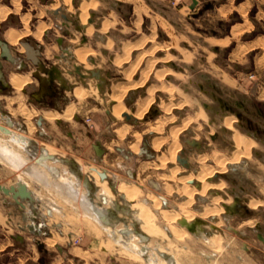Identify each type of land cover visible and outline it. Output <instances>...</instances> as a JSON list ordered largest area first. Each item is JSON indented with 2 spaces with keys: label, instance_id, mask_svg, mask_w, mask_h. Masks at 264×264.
<instances>
[{
  "label": "crops",
  "instance_id": "obj_1",
  "mask_svg": "<svg viewBox=\"0 0 264 264\" xmlns=\"http://www.w3.org/2000/svg\"><path fill=\"white\" fill-rule=\"evenodd\" d=\"M256 2L0 0V39L9 44L14 55H25L23 42L38 49L45 66L55 69L51 80L55 93L61 94L59 98L63 101L68 100L61 106L57 97L49 93L44 100L55 101L56 105L45 106L48 108L45 112L63 114L68 106H74L71 119L80 124L78 130L70 129V120L50 121L45 119V114L38 115L35 122L37 124L41 118L42 123L37 126H49L48 147L24 135L30 149L27 163H38L47 169L51 166V171L55 166L60 176L70 175V179L78 180H75L78 187L74 191L66 183L58 182L61 177L55 174L47 178L43 175L45 186L20 172L26 166L17 171L11 183L0 185L11 187L23 182L32 196L30 200L15 199L6 193L0 195V264H61L58 258L48 260L35 252L34 248L44 252L41 245L45 253L51 250L46 248L52 238L62 239L57 243L67 244L70 254L76 239L83 244L81 250L90 248L95 242L94 229L91 232L90 229L100 225L84 212L102 214L107 205L101 199L100 184L92 167L106 172L105 180L115 179L118 186L133 183L128 181L130 173H136V179L152 177L149 180L159 185L170 203L173 197L164 189L169 169L161 166V162L170 157L177 140L181 145L182 142L187 145L186 140L193 142L195 144L190 146L195 149L203 145L211 148L204 154H197L194 149L189 157L191 162L198 165L200 171L213 168L214 174L221 173L219 180L213 183L222 181L225 191L240 196L245 207L234 214L247 217L245 223L255 221L264 235V149H254L256 145L264 148V30L259 29L264 15ZM255 6L256 16L252 17ZM60 38H63L62 44L58 42ZM1 53L0 46V59ZM64 54L70 55L69 58ZM2 65L11 85L9 93H12L2 96L14 101L16 109L23 108L25 102L36 108L25 91L28 83L19 91L12 82L13 75L24 73L31 77L30 82H35L32 86L38 87L35 65L31 64L35 70L29 73V70L15 71L9 60H2ZM76 67L81 74L76 73ZM43 76L49 77L44 73ZM86 94L87 97H83ZM4 103L12 118L21 120V116L11 113L6 101ZM86 117L93 123H87ZM24 118L22 116L21 122L26 129L22 132L29 133ZM227 118L235 120L233 128L224 124ZM11 129L20 133L13 126ZM179 129L175 138L173 132ZM125 131L127 134L123 135ZM236 134L254 142L250 155L255 159L243 155L238 163L231 161L238 151ZM0 136L14 145L9 138H4L8 134L0 132ZM144 140L155 153L154 159L139 156ZM37 147L38 153L34 155ZM214 154L230 159L226 170L219 168ZM205 156L206 159H202ZM168 159L166 163L170 167L172 162ZM134 184L142 194L158 196L153 188ZM59 185L66 187L57 189ZM72 194H76L77 199H72ZM253 202L255 206L251 205ZM225 204L220 205L225 208ZM206 221L200 218L199 227L207 225ZM233 231L238 233L236 229ZM56 246L65 253L61 245ZM74 256L77 255L74 253ZM255 258L261 260L262 256L255 254ZM80 259L85 264L92 261L99 264L94 259L89 262L83 257Z\"/></svg>",
  "mask_w": 264,
  "mask_h": 264
},
{
  "label": "rangeland",
  "instance_id": "obj_2",
  "mask_svg": "<svg viewBox=\"0 0 264 264\" xmlns=\"http://www.w3.org/2000/svg\"><path fill=\"white\" fill-rule=\"evenodd\" d=\"M256 3L258 4V8L261 11H263L262 14L264 15V0H257ZM24 5H26V1H24ZM256 10H257V7L255 6V8H253L251 11L252 17L256 16ZM259 29L264 30V23L262 25L260 24ZM11 94L12 93H7L6 95L10 96ZM28 98H29V96H28ZM0 99H2L4 106H5L4 102L6 101L7 109L11 113H13L15 116H21V118L20 117H18V118H20L22 121H23L22 116H23V118L25 117L24 120L29 125V133H26V132H20V133L25 135V136H28L30 139H34V140L39 141L40 143H43L48 147L47 142L49 139H48L47 135L42 136L39 133V132L49 131L48 124L44 125L43 127H38L36 122H35L36 121L35 118L38 115H44L45 110H47L48 108L43 106V105H41V106L36 105V108H32L31 106H29V104L27 105L25 102L23 105V108L16 109L15 102L11 101L9 99V97L5 98L2 95H0ZM24 107H25V109H24ZM27 108L29 110H27ZM22 110H24V111H22ZM79 111H80V109H79ZM31 112H32V116H31ZM26 117H28L29 119H27ZM174 119H172V120H174ZM21 120H18V122H21ZM85 121L89 124L93 123L89 117H86ZM79 126H80V124L77 123L74 118L70 120V124H69L70 129L72 128V129L78 130ZM142 128L144 129V126H142L141 129ZM143 134H144V132H143ZM138 140L141 142L142 137ZM246 140H249V139H246ZM120 142L124 143L123 140H121ZM252 143L254 145V142H252ZM177 144H178V146L181 145L179 142ZM36 145H38V144H36ZM183 145H185L184 142H182V145L180 146L181 149H184V147L188 148V145H185V146H183ZM253 145H252V147H253ZM252 147H251V149H252ZM157 148H160V146H158ZM36 149L34 150V152H35L34 155H36L38 153V150H39L38 147ZM254 149H257V151H260V149H264V148L260 145H256L254 147ZM250 153H251V150H250ZM175 155H176V152H172L171 153L172 158L171 157H169V159L167 158L168 161H171L173 163V166L176 164V158H175L176 156ZM249 156H250V158L252 157L250 154H249ZM205 158L206 157H203L202 159H205ZM251 159H255V158L252 157ZM164 161H165V163L164 162L163 163L165 165L161 164V166H163L166 170H168L169 169L168 164L166 163V160H164ZM35 166L36 165L34 163H30L29 166H27V168H25L24 171H22V172L26 173V170H29V169L31 171L33 169V167H35ZM178 166L179 165L176 164L173 169H171V170L169 169V171H168L169 174H167V175L165 174L166 185H165L164 189L168 194H170L173 197V199H171L170 203L165 208H163V204L161 202L162 200L160 198H159V202H160L159 206L153 205V201L151 199L156 198L155 195H153V194L144 195V194H142V192L138 188V192L140 194L138 193V196L133 198V201L135 203L133 204L134 206L132 207V209L135 208V206L139 207L141 204H145L146 202L144 201V199H149L150 200L149 203H146V204H148L153 209V212H154L153 215H154V218L157 219V222H158L157 224L159 225V227H163L165 220L162 219V214H163L162 212L164 210L167 209L171 214H174V213L179 214V213H182L181 211H183L182 209L184 208L188 211L187 213L194 214V219H196V218L202 219L204 217L205 219L208 220V221H206L207 225H201V228H199V229H202V230H199V233H198L199 235L193 234L186 229L187 234L185 237L182 238L184 242L177 243V242H173L175 240V236H173V234H170V232L167 231V237H165L164 239L156 238L154 236L153 237L147 236L148 238L145 241H143L141 239L142 238L141 235L142 234L145 235L146 233H144L142 231L140 224H138L136 221H134L132 219L131 212L128 209V206H125V202H122L120 200V198H119L120 194H117V193H115L116 194L115 195L116 202L114 204H107L106 205V209H110V211L107 212L108 213L107 216L109 217L110 222H112V224L115 225V228H120L121 231L122 230L123 231L130 230L131 232H134V233L136 232L135 234L137 236H140L141 238L136 237L134 239L135 241L134 240L133 241L135 243L137 242L136 244H138L139 246L145 248L147 257L150 258L151 256H153V258L155 257L157 259V261H159V262L163 260L164 262L170 261L173 264H177V262L175 261L174 256H173L174 254L172 255V251H170L168 249H166V251H165V249L162 250L160 247L161 245H163V247L168 246L170 244V241H171V242H173V244H175V245L179 244L181 246V247L177 246L179 250L188 253L189 257L186 256L188 259L186 257L184 258L185 264H192V260L190 258V255H192L193 257L195 256L198 264H256V263L257 264H264V245H263L264 243L260 239H258V237H257V234H258L257 232H259V229H257L255 221L245 223L247 220V217H245L244 215H241V214L236 215L234 213H227L223 206H222L223 211L221 213L213 215V216L211 215L209 217L203 216L202 213H203L204 208L209 207L210 204L214 203L213 198L216 195L213 196V194H210V190H208V192L205 193L203 198L200 197V194H202L200 191H198L199 193L195 192V194H193L194 193V191H193L194 189H193L192 190L193 193H191V192L189 193L188 190L191 191V189L189 187H187V185H189V184L183 180L190 178V177H194L195 175L191 173L189 176L180 177L179 173L182 172V168L178 167ZM222 170H224V169H222ZM225 170H226V168H225ZM173 172H175V173H173ZM16 174H17V171L11 169L9 166H6L5 164L0 163V185L11 183L13 178L16 177ZM26 174L29 175L28 173H26ZM174 175H176V176L174 177ZM142 177L144 179H142ZM142 177L141 178L139 177L140 179L139 178H137V179L129 178L128 181L129 182H135V180H136L137 183H141L142 185L144 184L145 186L148 187V189L152 188V186L149 184V179H153V178L152 177L151 178L150 177L145 178L144 176H142ZM125 182H127V181H125ZM131 185H135V184L132 183ZM217 185H218L217 186L218 188L225 187L224 183L222 181H220L219 184H217ZM170 187L171 188L173 187V189L171 190ZM101 188H103V187H101ZM166 188H167V190H166ZM172 191H173V193L171 194ZM221 192L223 193V196H221L222 198L216 197V198H220L221 202H224V203L230 205L232 202L235 201L234 196L231 194L229 195V193L227 191H225V188H223L221 190ZM3 194H4V192L2 190H0V195H3ZM161 194L163 195L162 192H161ZM192 195H194L193 200L191 199V198H193ZM190 196H191V198H190ZM186 201L189 202V203H187V205L185 204ZM191 202H192V204H191ZM221 202H220V204H221ZM182 204L184 207L180 206ZM251 205L255 206L256 203L253 202V203H251ZM123 209H125L127 211H124ZM125 212H126V214H125ZM155 214H156V216H155ZM117 219H120L121 221H117ZM262 219L264 220V217ZM162 220H163V222H162ZM176 225L179 228L180 225L177 223H176ZM92 229H94V231H92V233L95 235L94 236L95 242L90 246V248L87 249V251H83L80 249V248H83V244L81 241H78L76 239L73 243L74 249L71 248V251H73L72 254L69 253L70 248L64 242H58V243L61 245V247H63V249L65 250V253H61L58 246H56V245L48 246V244H47L48 248H46V249L47 250L51 249V250H48L49 252L48 251H47V253L39 252L38 249L34 248L35 252L40 253V255H45L48 258V260H53V257L58 258L61 260V264L62 263H64V264H85V262L82 259H80V257L74 256L75 251H77L78 249H79V251H82L83 254L88 253L89 255H91V259H94V261L99 262V264H151L147 261V260H149L147 257H146L147 259L144 258L143 261L142 260H130V259L126 260L123 257V255H124L123 251L120 250L122 247L120 246V244H118L115 241L114 238H112L106 231H103V232L99 231L95 227H91L90 232ZM235 229L238 230L237 231L238 233L233 231ZM204 233L206 235H210L211 239L212 238L215 239L219 236L217 238V239H219L218 244L217 243L212 244L211 240L206 241V239H204L202 237L203 236L202 234H204ZM216 234H218V236L214 237ZM138 239H139V241H138ZM58 240L62 241V239H57L56 241H58ZM58 243H57V245H59ZM42 244H44V243H42ZM182 244H184V245H182ZM114 248H116V249H114ZM50 252L53 253L52 256L50 254H48ZM255 254H257V255L261 254L262 259L261 260L256 259ZM165 260H168V261H165ZM87 264H89V263H87ZM91 264H97V263L92 261ZM194 264H195V262H194Z\"/></svg>",
  "mask_w": 264,
  "mask_h": 264
},
{
  "label": "bare ground",
  "instance_id": "obj_3",
  "mask_svg": "<svg viewBox=\"0 0 264 264\" xmlns=\"http://www.w3.org/2000/svg\"><path fill=\"white\" fill-rule=\"evenodd\" d=\"M85 6V5H84ZM84 10V9H83ZM1 17V16H0ZM86 18V17H85ZM28 19V18H27ZM41 25V24H40ZM28 29V28H27ZM89 32V31H88ZM12 33V32H11ZM10 35V34H9ZM17 35V34H16ZM14 43V42H13ZM16 44V43H15ZM130 50V49H129ZM81 51H83V50H81ZM76 52H79V51H76ZM84 52H85V50H84ZM88 52V51H87ZM78 55H79V57H80V54L78 53ZM77 58H78V56H77ZM127 59V58H126ZM78 60V59H77ZM143 60V59H142ZM81 61V60H80ZM152 66H153V64H152ZM165 75V74H164ZM163 75V76H164ZM31 81V77H29L28 76V74H17L16 73V75H13L12 76V82H13V84L15 85V87H17V89H19V91L24 87V85L25 84H27V83H29ZM89 91V90H88ZM90 92V91H89ZM169 92V91H168ZM88 93V92H87ZM151 93V92H150ZM170 93V92H169ZM80 94V93H79ZM124 94V93H123ZM87 95L88 94H86V96H83V97H87ZM151 95H152V93H151ZM182 96H184V95H182ZM83 97H82V99H83ZM186 98H188L187 96H186ZM183 100V99H182ZM190 100V99H189ZM79 101H80V99H79ZM82 102H83V100H82ZM81 102V103H82ZM123 102V101H122ZM148 103H149V101H148ZM191 103V102H190ZM171 105V104H170ZM21 107V106H20ZM73 107L74 106H72V107H69L68 106V108L66 109V111L65 112H63V114H60V113H57V112H54L53 111V113H49V112H45V115H44V117L46 118V119H49L50 121H53V120H55V119H58V118H64L65 120H71V117H72V115L74 114V110H73ZM165 108V107H164ZM24 109H25V107H24ZM145 109V108H144ZM27 110H29L28 108H27ZM26 110V111H27ZM116 110V109H115ZM22 111H24V110H22ZM31 111V110H30ZM29 111V112H30ZM117 112L119 111V109L118 110H116ZM20 112V111H19ZM34 112V111H33ZM37 112V111H36ZM39 112V111H38ZM27 113V112H26ZM35 113V112H34ZM41 113V112H40ZM24 114V113H23ZM30 115V114H29ZM26 116V115H25ZM31 116H32V112H31ZM29 117V116H28ZM28 117H26L27 119H29ZM117 117H118V115H117ZM199 117V116H198ZM197 117V118H198ZM201 118V117H200ZM190 119V118H189ZM193 119V118H192ZM192 120L190 119V120H188L187 122L188 123H190ZM194 121H195V119H194ZM234 119L233 118H227V119H225L224 120V124H226V126H228V127H230V128H232L233 127V125H234ZM165 122V121H164ZM187 123V124H188ZM195 123V122H194ZM162 124H163V122H162ZM186 124V125H187ZM196 124V123H195ZM185 125V126H186ZM191 127V126H190ZM157 129L159 128V127H156ZM236 128V127H235ZM156 129V130H157ZM200 129V128H199ZM180 130L181 129H179V130H175L174 132H173V136L175 137V138H177V136H178V133L180 132ZM159 131V130H158ZM14 134V133H13ZM127 134V131H125V133H123V135H126ZM197 134V133H196ZM27 137V136H26ZM25 138V137H24ZM141 138V137H140ZM139 138V139H140ZM199 138V137H198ZM11 139H13V141L14 142H16V143H19V144H21L20 142H19V140H17L16 138H11ZM249 139V138H248ZM174 139L172 138V141H173ZM177 140V139H176ZM7 141V140H6ZM6 141H4V140H2L1 138H0V162H3V164H6V165H9L11 168H13L14 170H20V169H22V167L23 166H25L26 165V163L28 162V155L27 154H25L24 152H26L27 151V146L26 145H23L21 148L22 149H24V150H20V149H18V147L17 146H14V145H12V144H10L9 142H6ZM24 141V140H23ZM29 141V140H28ZM140 142V141H139ZM138 142V143H139ZM161 142V141H160ZM165 142H167V140H165ZM164 142V143H165ZM177 142H178V140L176 141V145H175V147H173V150H172V152H176V157H177V155L179 154V151H180V149H181V145H179L178 146V144H177ZM253 141H251L250 139L249 140H246L245 138L243 139L242 138V136L240 137L239 136V134H236V143H237V153H236V155H235V157H233L232 159H231V161L232 162H239L240 161V159H241V157L244 155H249L250 154V150H251V147H252V145H253V143H252ZM25 144V143H24ZM18 145V144H17ZM136 146H137V144H136ZM136 146H134L135 148L134 149H136ZM138 146H139V144H138ZM179 147V148H178ZM26 149V150H25ZM138 150V149H137ZM178 150V151H177ZM171 152V153H172ZM164 154V153H163ZM207 155V154H206ZM215 155V156H214ZM213 155V157L215 158V160L217 161V165H219V166H221V167H219V168H221V169H225L226 168V163H227V161H229L228 159H225V158H220L218 155H216V154H214ZM169 156L171 157V155L169 154ZM175 157V158H176ZM206 157V156H205ZM169 158V157H168ZM172 158V157H171ZM208 158V157H207ZM227 158H229V157H227ZM231 158V157H230ZM206 159V158H205ZM204 159V160H205ZM160 160V159H159ZM164 160H166V162H167V158H164ZM173 161V160H172ZM159 163V162H158ZM163 165H165L164 163H165V161H164V163H163V161L161 162ZM154 165H156L157 166V164H154ZM179 167V166H178ZM50 169H47V167L46 168H41V167H38V166H35V167H33V169L30 171V169L29 170H26V173H28L32 178H35L36 180H38L39 182H41V183H43V185H45V186H47V184L44 182V180H43V175L47 178V177H49L48 175H51L50 174V171H51V166L49 167ZM25 169V168H24ZM24 169L22 170V171H24ZM218 169V168H217ZM214 170L215 169H213V168H204L198 175H197V180H199L200 182H202L203 183V185H202V193L203 194H205L206 192H207V190L210 188V187H213V186H218V185H216V184H209L208 182H207V179H208V177L209 176H212L213 174H214ZM177 171V170H176ZM175 171V172H176ZM221 171V170H220ZM175 172H173V173H175ZM176 175H174V177H175ZM43 177V178H42ZM98 177V176H97ZM58 179V178H57ZM190 179V178H189ZM194 179V178H193ZM187 180V179H186ZM192 180V179H191ZM55 181H56V179H55ZM58 182H60V183H66L67 185H69V186H71L72 188H73V190L74 191H77V182L75 181V180H72V181H70L69 180V178H66L65 176H61V179L59 180H57ZM56 181V182H57ZM106 180H104V182L103 181H100L98 184H100V186L101 187H103L102 188V190H101V193H102V195H104L103 197H105V198H108V200H110L111 202H113V194H112V192H111V190L109 189L110 187H108V185H107V183L105 182ZM183 181H185V179L183 180ZM188 181V180H187ZM51 182H52V180H51ZM189 182V181H188ZM54 184V183H53ZM187 185V184H186ZM66 186L64 185L63 186V188H65ZM187 187H188V185H187ZM186 187V188H187ZM49 188V187H48ZM53 188V187H52ZM62 188V186L61 185H59V188H57V189H61ZM62 188V189H63ZM119 188H120V190H121V192L122 193H124V195H126L127 196V198L129 199V202L132 200L133 201V198L134 197H136V196H138V187L137 186H135V185H125V184H121V186L119 185ZM190 189H191V191H189L188 190V192L190 193H193L192 192V190L194 189V188H192V187H189ZM54 189V188H53ZM170 189L172 190L173 189V187L171 188L170 187ZM166 190H167V188H166ZM170 190V191H171ZM63 191V190H62ZM64 191H66V190H64ZM184 191V190H183ZM194 191V193L193 194H195V192H197V189L195 190H193ZM201 192V191H200ZM59 193V192H58ZM67 193V192H66ZM114 193V192H113ZM173 193V191L171 192V194ZM61 194V193H60ZM69 194V193H68ZM140 194V193H139ZM168 194V193H167ZM184 194V193H183ZM67 195V194H66ZM170 195V194H169ZM186 195V194H185ZM191 195V194H190ZM62 196V195H61ZM82 196V195H81ZM81 196H79V198L81 197ZM193 196V198H191V196H190V198L193 200L194 199V195H192ZM68 197V196H67ZM156 198H152L151 200L153 201V205H156V206H159V204H160V202H159V197H157V196H155ZM189 197V196H188ZM72 199H77V196H76V194H72ZM83 200H85V201H88L84 196H83ZM126 200V199H125ZM191 200V201H192ZM213 201H214V203L213 204H211V205H209V207H205L204 208V211H203V216H208V215H216V214H219V213H221L222 211H223V208L221 207V205H220V202H221V200H220V198H214L213 199ZM71 203V202H70ZM88 203H89V201H88ZM131 203V202H130ZM187 203H189L188 201H186V205H187ZM76 204H78V203H76ZM191 204H192V202H191ZM79 205V204H78ZM93 205V204H92ZM95 205V204H94ZM73 206H76V205H73ZM80 206V205H79ZM78 206V207H79ZM180 206H183V204L182 205H180ZM207 206V205H206ZM90 207H92V206H90ZM184 207V206H183ZM182 208V207H181ZM183 211H181L182 213H177V214H171L168 210H164L162 213V219L163 220H165V223L163 224V226H166L168 229H169V231H170V233L171 234H173V236H175V240L173 241V242H177V243H181V242H184L183 241V237H185L186 236V234H187V230L185 229V228H183V227H180L179 226V228L177 227V225H176V223L179 221V219L181 218V217H183V216H185L186 218H188L189 220L190 219H193L194 218V214H190V213H187L188 211L186 210V209H182ZM102 212V211H101ZM132 212V211H131ZM84 213H86V215H88L89 217H91V218H93V220H95V221H97L98 223H99V225L100 226H98V230L99 231H101L102 229L104 230V231H106L112 238H114L115 239V241L118 243V244H120V246L122 247L120 250H122L123 251V253H124V255H123V257L126 259V260H128V259H130V260H142L143 261V259H144V257H143V254H144V250H142V248H141V246H139L138 244H136L134 241V239L137 237L135 234H131V235H124V234H122V233H120L118 230H115L114 229V227H112V226H110V225H107V223H105V221L106 220H104V219H106V217L105 216H103L102 214H96L95 212H93V211H86V212H84ZM186 213V214H185ZM104 214V213H103ZM154 212H153V209L148 205V204H141L139 207L137 206H135V208H133V215H132V218L134 219V220H136L138 223H140L141 224V228H142V231H144L146 234H148V236H154V237H156V238H161V239H164L165 237H167V231L165 230V228L164 227H159V225L157 224L158 222H157V219L156 218H154ZM155 216H156V214H155ZM78 217V216H77ZM158 217V216H157ZM83 218V217H82ZM182 219V218H181ZM86 220V219H85ZM163 220H162V222H163ZM88 221H89V218H88ZM87 221V222H88ZM249 221V220H248ZM83 222V221H82ZM86 222V221H85ZM90 222V221H89ZM91 223V222H90ZM90 223H89V225H90ZM93 226H94V224H92ZM80 226V225H79ZM91 227V226H90ZM95 227V226H94ZM73 228V227H72ZM86 228V227H85ZM99 228H101V230L99 229ZM119 229V228H118ZM89 231V230H88ZM129 231V230H128ZM136 233V232H135ZM126 234V233H125ZM205 234V233H204ZM100 235V234H99ZM206 235V234H205ZM57 236V235H56ZM102 236V235H101ZM218 236V234H216L214 237H217ZM138 237H140V236H138ZM146 237V236H145ZM203 237V236H202ZM219 237V236H218ZM217 237V238H218ZM217 238H210V240H211V243L213 244V243H217L218 244V242H219V239H217ZM143 239V238H142ZM174 239V238H173ZM185 239V238H184ZM134 240V241H133ZM138 241H139V239H138ZM187 241V240H186ZM55 242H57L56 241V238H52V239H49L48 240V243L52 246L53 244H55ZM173 242H171L170 241V244L168 245V246H166V247H163V245H161L160 247H161V249L162 250H164L165 249V251H166V249H168V250H170V251H172V255L175 257V260H176V262H177V264H185L184 263V258L186 257V256H188V253H186V252H184V251H181V250H179L178 249V247L180 246L179 244H173ZM185 244V243H184ZM184 244H182V245H184ZM119 246V247H120ZM178 246V247H177ZM104 247V246H103ZM117 247V246H116ZM181 247V246H180ZM177 248V249H176ZM187 248V247H186ZM114 249H116V248H114ZM107 250V249H106ZM114 251V250H113ZM112 251V252H113ZM174 251V252H173ZM110 252V251H109ZM146 252V251H145ZM94 253V252H93ZM190 253V252H189ZM75 254L77 255V256H80V257H83V258H85L88 262H89V260L91 259V255H89L88 253L87 254H83V252L82 251H79V249L77 250V251H75ZM191 254V253H190ZM146 255V254H145ZM106 256V255H105ZM161 256V255H160ZM120 257V256H119ZM189 257V256H188ZM187 258V257H186ZM190 258H191V260H192V264H194V262H195V264H198V262H197V260H196V258H195V256L193 257L192 255H190ZM102 259V258H101ZM124 259V260H125ZM188 259V258H187ZM100 260V259H99ZM103 260V259H102ZM105 261V260H104ZM149 263H151V264H171L170 262H164L163 260L162 261H157V259L154 257L153 258V256H151L150 258H149V260H147ZM165 261H168V260H165ZM172 261V260H171ZM187 261V260H186ZM101 262V261H100ZM59 263V262H58ZM173 264V263H172Z\"/></svg>",
  "mask_w": 264,
  "mask_h": 264
},
{
  "label": "flooded vegetation",
  "instance_id": "obj_4",
  "mask_svg": "<svg viewBox=\"0 0 264 264\" xmlns=\"http://www.w3.org/2000/svg\"><path fill=\"white\" fill-rule=\"evenodd\" d=\"M10 49H11V47H10ZM15 51V50H14ZM21 52H24V49L23 48H21V50H20ZM16 52V51H15ZM11 53H12V55L15 57V59H16V61L13 63V62H11L12 64H13V66H14V69H15V71H17V72H25V71H28V73L29 72H33L34 70H35V68L34 67H32L31 66V64L33 63L31 60H29L28 58H27V55H26V50H25V55H20V56H18V55H14L15 53L11 50ZM69 54V53H68ZM68 54H64V56L66 57V58H69V56L70 55H68ZM40 58V57H39ZM1 61L2 60H4V59H0ZM6 60V59H5ZM41 60V59H40ZM31 63V64H30ZM43 63V62H42ZM44 64V63H43ZM33 65H35L34 63H33ZM45 65V64H44ZM35 67H36V71L35 72H37V70H38V67H37V65H35ZM75 71H76V73H77V69H75ZM2 72H3V70H2ZM34 72V73H35ZM18 74H24V73H18ZM42 75H43V73H41ZM45 74V73H44ZM35 76V75H34ZM45 77V76H44ZM37 78V77H36ZM49 78V77H48ZM38 80V79H37ZM38 82H39V80H38ZM32 83H35V82H30V83H28L26 86V88H25V91L27 92V94H28V96H29V100H30V103H32V104H34V105H43V106H48V107H54L56 104H55V101H46V100H44V97L46 96V95H48L49 93L51 94L50 96H52L53 94L55 95L54 97H57V100H58V103H60V105L61 106H64V105H66L67 104V101L68 100H66V101H63L61 98H59V97H62V95L61 94H58V92H56L55 93V90H54V88H53V85H52V82L50 81V84H51V86H50V88L53 90L52 92H47V93H44L43 95H41L40 96V98H37L36 96H35V94H37V93H39L40 92V89H41V87H40V82H39V86L38 87H34V86H32ZM29 85V86H28ZM68 88V87H67ZM11 91V85L9 84V82L6 80V78H5V74H4V72H3V76L0 78V95H3L4 93H9ZM49 96V95H48ZM46 119V118H45ZM58 120H60V119H58ZM37 124H39V120H37ZM25 124L22 122H18V121H15L13 118H12V116L5 110V108H4V104H3V102H2V99H0V126H3V127H5V128H7L9 131H10V133L8 134V133H6V134H8V136L7 137H4V138H9L8 140L11 142V143H13L14 145H16L18 148H20V149H22L21 147L23 146V145H28L29 144V142H28V139H26V138H24L25 136L23 135V134H21V133H18V132H16L15 130H12L11 129V127L13 126V127H15L17 130H19L20 132H22V131H25V129H26V127L24 126ZM0 132H3L4 133V131H2V130H0ZM14 133V134H13ZM44 133V134H43ZM42 135H47V137H48V139H49V134L47 133V131H45V132H42ZM1 137V136H0ZM16 138L17 140H19V142L21 143V144H19V143H16V142H14L13 141V139H11V138ZM24 140V141H23ZM25 143V144H24ZM18 144V145H17ZM186 144L188 145V148L187 147H184V149H180V151H179V154L177 155V157H176V164H178L179 165V167H181L182 168V172L181 173H179V176L180 177H185V176H189L191 173L192 174H194L195 176L194 177H190V179L189 178H187V180L189 181H187L186 179H185V181H186V183H188L189 185H188V187H192V188H194V189H197V192L198 191H201V193H202V185H203V183L202 182H200L199 180H197V175L201 172L200 171V168H199V166L198 165H195L194 163H192L191 162V160H190V155L192 154V151L195 149V148H193V147H191L190 146V144H192V146L195 144V143H193V142H190V141H187L186 140ZM190 146V147H189ZM197 149V150H196ZM195 150L197 151V154H198V152H200L201 154H204V153H207V152H209L210 150H211V148L210 147H208V145H203V146H201V147H199V148H196ZM22 150H24V149H22ZM26 150V149H25ZM28 156L30 155V149L27 147V151L25 152ZM139 156H141V157H143L144 159H147V160H150V159H154L155 158V153H153V152H151L150 150H149V143H148V141L147 140H144V143H143V146L141 147V150H140V153H139ZM31 158V157H30ZM29 164L30 163H27L25 166V168H27V166H29ZM35 165H38V163H34ZM175 164V163H174ZM175 164V165H176ZM6 165V164H5ZM175 165L173 166V163H172V165H170V167H169V169L171 170V169H173L174 167H175ZM7 166H9V165H7ZM38 166H40V167H42L41 165H38ZM10 167V166H9ZM11 168V167H10ZM42 168H44V167H42ZM11 169H13V168H11ZM92 169L94 170L93 172H94V175H96V176H98V181L97 182H100V181H103L104 182V180L105 179H107L108 178V176H107V174H106V172H101L100 170H98L97 168H95V167H92ZM14 170V169H13ZM15 171H19V170H15ZM20 172H22V171H20ZM106 174V177L105 178H103L102 176H101V174ZM50 174H55L56 176L58 175V176H60L61 174L59 173V170H58V168L57 167H55V166H53V171H50ZM63 174V173H62ZM99 175H100V178H99ZM221 175V173H216V174H213L212 176H209L208 177V179H207V182L208 183H212V184H216V183H213V182H215V181H217V180H219L218 178H219V176ZM61 177V176H60ZM136 173H130V178H135L136 179ZM67 178H69V180L70 181H72V180H76V179H70V175L68 176L67 175ZM194 178V179H193ZM192 179V180H191ZM115 179H108V182L107 181H105L106 183H107V185H108V187H110L109 189H111V192H112V194H113V202H111L110 200H108V198H105V197H103L104 195H102V193H101V195H102V200L104 201V203H106V204H114L115 202H116V197H115V193H117V194H120L119 195V198H120V200L122 201V202H125V206H128V209L130 210V212H131V214L133 215V209H132V207L134 206L133 204L135 203L134 201H130L129 202V199L127 198V196L126 195H124V193H122L121 192V190H120V188H119V186H118V183H117V181H114ZM76 181H78V180H76ZM134 183V182H133ZM135 183L136 184H138L139 186H144V185H141L140 183H137L136 182V180H135ZM149 184L152 186V188H153V190L156 192L157 191V193H158V196L157 197H159L162 201V204H163V208H165L168 204H169V202H168V200H167V198L165 197V195L163 194H161V188L159 187V185H157V184H155L154 183V181H152V180H149ZM99 185V184H98ZM217 185V184H216ZM118 186V187H117ZM120 186H121V184H120ZM101 188V187H100ZM224 187H220V188H218L217 186L215 187V186H213V187H210L208 190H210V194H213V196H215V197H221L220 195H218V193H220V194H223L222 192H221V190L223 189ZM101 190H102V188H101ZM208 190H207V192H208ZM114 192V193H113ZM206 192V193H207ZM199 193V192H198ZM228 193L229 194H232V191H228ZM205 194H200V197L201 198H203V196H204ZM156 196V195H155ZM214 197V198H215ZM213 198V199H214ZM222 198V197H221ZM236 198H240L238 195H236V196H234V200H236ZM126 199V200H125ZM144 201L146 202V203H149V199H144ZM242 202V201H241ZM133 203V204H132ZM234 203V202H233ZM211 205V204H210ZM115 206V205H114ZM117 206V205H116ZM162 206V205H161ZM78 207V206H77ZM124 211H127V210H125V209H123ZM167 210V209H166ZM242 210V209H241ZM110 211V209H106L105 211H104V214L102 213V215L103 216H105L106 217V219H104V220H106L105 221V223H107V225H110V226H112V227H114V229L115 230H118L120 233H122V234H124V235H131L132 233L133 234H135L134 232H131L130 230L128 231V230H126V231H121L120 230V228L118 229V228H115V225H113L112 224V222H110V220H109V217L107 216L108 215V213L107 212H109ZM204 211V210H203ZM125 214H126V212H125ZM132 215H131V217H132ZM209 216H211V215H208V216H205V217H209ZM213 216V215H212ZM203 217V216H202ZM182 219L183 218H185V219H187V221L189 222V223H192V224H194V226H195V230L194 231H191V230H189L187 227H185V229H187L189 232H191V233H193V234H196V235H199L198 233H199V226H200V222H199V219L200 218H196V219H188V218H186L185 216H183V217H181ZM181 218L179 219V221L177 222V224H179L180 225V227H182V225H181V223H180V220H181ZM204 218V217H203ZM214 218V217H213ZM133 219V218H132ZM134 220V219H133ZM193 220V221H192ZM117 221H121L120 219H117ZM134 221H136V220H134ZM137 222V221H136ZM138 223V222H137ZM138 224H140V223H138ZM140 227H141V224H140ZM164 228H165V230L166 231H168V232H170L169 231V229L166 227V226H163ZM183 227V228H184ZM142 229V228H141ZM144 232V231H143ZM126 233V234H125ZM145 233V232H144ZM171 234V233H170ZM136 235V234H135ZM145 235H146V237H145ZM145 235H141V237L143 238H141L143 241H145L148 237H150V236H148L147 234H145ZM203 235V238L204 239H206V241L208 240H210V235H205V234H202ZM137 236V235H136ZM148 236V237H147ZM138 237V236H137ZM48 245L49 246H51L49 243H48ZM53 245H57V242H55V244H53ZM52 245V246H53ZM60 245V244H59ZM142 248V250H144V254H143V257L144 258H146L147 257V254H146V252H145V248L144 247H141ZM41 250H43L44 252H46L43 248L41 249ZM146 254V255H145ZM148 259H149V257H147ZM146 258V259H147ZM174 259H175V257H174ZM176 261V260H175ZM170 262V261H169ZM171 263V262H170ZM172 264V263H171Z\"/></svg>",
  "mask_w": 264,
  "mask_h": 264
},
{
  "label": "water",
  "instance_id": "obj_5",
  "mask_svg": "<svg viewBox=\"0 0 264 264\" xmlns=\"http://www.w3.org/2000/svg\"><path fill=\"white\" fill-rule=\"evenodd\" d=\"M58 42L60 44L63 43V38H60L58 40ZM23 47L26 50V55L27 58L29 60H31L35 65H37L38 70L37 72L34 73L35 77H37V79L40 82V92L35 94V96L37 98H40L41 95H43L44 93L47 92H52L53 90L50 88L51 84L50 81L54 78V73H55V69H48L40 60L39 58V50L36 49L34 46L30 45L27 42H23L22 43ZM0 46L2 49V53H1V59H6L9 60L11 62H15L16 59L15 57L12 55L11 53V49L10 46L7 42H5L4 40L0 39ZM2 61L0 60V78L3 76V72H2ZM77 72L81 74L79 67H76ZM41 73H45L49 75L48 77H44ZM42 123L41 118L39 119V125ZM0 130L4 131V133H10V131L3 127L0 126ZM102 151L100 150V153ZM101 176L103 178L106 177V174H101ZM0 190H2L4 193L9 194V195H13V197L15 199H18L19 197L21 198H28L31 200L32 196H31V192L27 189L26 184H24L23 182H19L17 186H11V187H6V186H0ZM225 210L227 213H235V212H239L241 209H244V205L241 202L240 198H236V200L234 201V203L227 205L225 204ZM180 223L182 226L187 227L189 230L194 231L195 230V226L192 223H189L187 221V219L183 218L180 220ZM258 238L264 243V235L262 233H258ZM17 239H22L21 236H17ZM40 249L43 248V245L39 246ZM60 249V248H59ZM61 250V249H60Z\"/></svg>",
  "mask_w": 264,
  "mask_h": 264
}]
</instances>
